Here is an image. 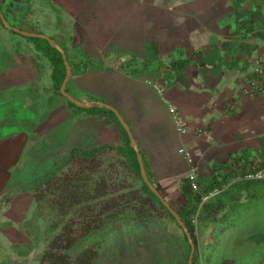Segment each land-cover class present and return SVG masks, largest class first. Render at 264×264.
Returning a JSON list of instances; mask_svg holds the SVG:
<instances>
[{"label": "crops", "instance_id": "obj_1", "mask_svg": "<svg viewBox=\"0 0 264 264\" xmlns=\"http://www.w3.org/2000/svg\"><path fill=\"white\" fill-rule=\"evenodd\" d=\"M47 5L55 40L68 38L67 54L115 58L102 69L89 66L73 75L70 92L119 110L162 190L179 193L191 165L199 183H206L247 159L264 160V93L247 90L254 59L264 55V0H48ZM25 45L26 50L7 54L29 67L4 69L3 49L0 78L31 70L39 84L42 60ZM179 60H185L182 69L175 67ZM134 63L142 68L127 70ZM25 79L0 80V90ZM43 88L56 95L50 77ZM61 105L58 122L73 118L77 146L123 143L110 116ZM96 135L100 143L91 139ZM181 146L190 160L178 151ZM3 173L0 189L9 179Z\"/></svg>", "mask_w": 264, "mask_h": 264}, {"label": "trees", "instance_id": "obj_2", "mask_svg": "<svg viewBox=\"0 0 264 264\" xmlns=\"http://www.w3.org/2000/svg\"><path fill=\"white\" fill-rule=\"evenodd\" d=\"M24 1L0 0V8L11 24L15 25L5 8L22 5ZM32 9L24 7V19ZM0 29L21 34L5 27L1 19ZM21 35L31 44L36 58L45 57L51 88L63 96L59 91L65 75L61 52L45 38ZM60 44L65 50V44ZM66 55L72 70L68 82L89 66L102 69L115 59L108 56L96 61L86 54ZM176 62L178 65L172 62L175 67H184L185 60ZM127 67L131 72L142 68L136 63ZM68 82L66 89L70 92ZM64 98L75 109L110 116L122 133L123 143L73 148L52 169L20 186L21 190L33 193L35 215L43 216L51 209L57 212L50 224L54 231L39 253L38 264H94L101 252L102 235L119 234L125 226L132 237L145 245L149 264H187V236L142 179L136 152L115 113L105 107L77 106ZM111 151L117 153L115 157H108ZM143 162L150 180L163 193L161 184L151 178L144 158ZM260 166H264V160L247 159L239 166L232 165L223 177L214 176L209 182L199 183L197 190L184 179L179 186L182 202L177 206L163 193L191 233L195 246L193 264H264V177L244 176ZM131 174L139 179L138 184ZM214 189L218 191L211 193ZM207 233L209 239L204 238ZM149 235L159 241V247L148 248L154 241Z\"/></svg>", "mask_w": 264, "mask_h": 264}, {"label": "rangeland", "instance_id": "obj_3", "mask_svg": "<svg viewBox=\"0 0 264 264\" xmlns=\"http://www.w3.org/2000/svg\"><path fill=\"white\" fill-rule=\"evenodd\" d=\"M47 4L48 0H25L24 4L6 7L5 11L16 26L28 30L31 27L35 31L40 30L53 36L54 27L51 26L52 19L48 15ZM49 4L55 9L52 3ZM24 7L33 8L27 20L23 18ZM63 42L68 45V38ZM25 44H28V41L21 34L0 29V48L7 50L3 55L8 66L4 69L29 67L30 63L26 60L19 65L15 56H10L14 51L19 52L16 49L26 50ZM40 59L42 79L39 84L34 82L35 75H32L31 70L24 73L14 71L6 74L5 79L3 75L0 78L1 82L26 78L7 92L0 90V172H5L4 176L9 177L6 185L0 189V264H38L39 253L54 231L50 224L52 219L57 217V212L51 209L43 216L35 215L33 193L21 190L20 186L29 184L52 169L73 148L85 146L79 147L73 141L72 117L66 116L58 122L62 110L61 103L70 105L55 91L56 95L46 93L49 90L43 86L49 84V68L45 57ZM87 128L90 130V127ZM100 136L96 135L91 139L97 141L101 139ZM82 143L86 144L84 141ZM97 143H100V140ZM116 154L111 151L108 157H115ZM129 176L133 178L132 174ZM134 181L139 183L136 177ZM165 190H162L163 193L174 205L182 202L180 193L173 194L169 189ZM102 236L101 252L94 264L150 263L145 245L137 237L130 235L128 227L125 226L119 234L105 232ZM149 237L154 241L148 248L153 249L155 245L159 247V241H155L153 235ZM205 237L209 239L210 235L207 233Z\"/></svg>", "mask_w": 264, "mask_h": 264}, {"label": "water", "instance_id": "obj_4", "mask_svg": "<svg viewBox=\"0 0 264 264\" xmlns=\"http://www.w3.org/2000/svg\"><path fill=\"white\" fill-rule=\"evenodd\" d=\"M0 19H1V22L3 23V25L5 27H7L8 29L19 32V33L26 35V36H37V37L45 38L49 41L50 44H52L54 47H56L61 52V55H62V58L64 61V65H65V75H64V78L60 84L59 91L64 97H66L68 100H70L71 102H73L77 106L86 107V108H90V107H94V106L105 107V108L111 109L115 113V115L119 119L120 123L123 125V127L125 128L126 132L129 135L130 145L133 147V149L136 152V156H137V160H138V164H139V170H140V174H141L142 179L148 185V187L160 198V200L169 209V211L174 215L176 221L181 226L182 230L185 232L187 239H188V242H189V245H190L189 255L187 258V264H193L192 258H193L195 246H194V242L192 240L191 233L188 230L186 223L181 218V216L178 214L176 209L170 204V202L166 199L164 194L150 180V178L146 172V168L144 166L142 154H141L140 149L137 145V142H136V140L132 134L130 125L124 119V117L119 112V110L116 107H114L112 104H110L106 101L100 100V99H90V98H86V97L78 98L66 89L67 82H68V79H69V77L71 75V71H72L71 65L67 59V55H66L64 48L62 47V45L58 41L55 40V38H53L50 35L43 33V32H39V31H35V30H28V29H24V28H21L19 26L11 24L7 20V18L4 16V13L2 12L1 8H0Z\"/></svg>", "mask_w": 264, "mask_h": 264}, {"label": "built area", "instance_id": "obj_5", "mask_svg": "<svg viewBox=\"0 0 264 264\" xmlns=\"http://www.w3.org/2000/svg\"><path fill=\"white\" fill-rule=\"evenodd\" d=\"M247 90L249 92L264 93V55H259L254 59V63L251 69V78ZM178 130L181 133H184L186 131V128L183 125H178ZM178 151L184 154L185 158H187L188 160L191 159L190 152L187 151L183 146L179 147ZM244 176L248 178L264 177V166H260L254 171L247 172ZM186 179L193 189H198L199 181L197 179V173L194 166H189L186 172ZM217 191L218 189H214L211 193Z\"/></svg>", "mask_w": 264, "mask_h": 264}]
</instances>
